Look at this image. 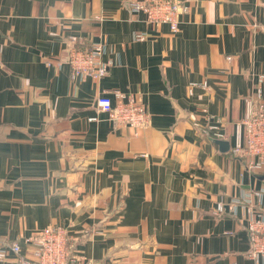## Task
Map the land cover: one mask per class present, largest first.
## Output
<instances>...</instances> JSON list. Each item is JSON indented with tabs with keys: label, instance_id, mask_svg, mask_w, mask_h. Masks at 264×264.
I'll list each match as a JSON object with an SVG mask.
<instances>
[{
	"label": "crops",
	"instance_id": "0c3cea01",
	"mask_svg": "<svg viewBox=\"0 0 264 264\" xmlns=\"http://www.w3.org/2000/svg\"><path fill=\"white\" fill-rule=\"evenodd\" d=\"M130 1L0 0V249L64 227L81 264H255L264 164L233 150L264 98V0H180L177 33ZM72 38L103 46L100 80L71 78ZM115 91L148 126L97 110Z\"/></svg>",
	"mask_w": 264,
	"mask_h": 264
},
{
	"label": "built area",
	"instance_id": "2783aa9c",
	"mask_svg": "<svg viewBox=\"0 0 264 264\" xmlns=\"http://www.w3.org/2000/svg\"><path fill=\"white\" fill-rule=\"evenodd\" d=\"M134 12L143 13L150 25H168L172 33L180 30V16L188 13L189 7L180 0H134L128 2ZM139 40L145 39L138 35ZM77 38L69 40L65 49L66 62L73 80L87 77L100 80L107 72V64L102 61L104 48L101 44L81 46ZM228 59H230L228 57ZM264 82V77L260 78ZM97 110L108 116L117 125L144 128L150 123V114L144 102L133 94L120 91L103 94L97 100ZM219 137H221L219 135ZM234 153L251 158L249 168L256 169L264 164V98L258 90L255 98L248 100L244 118L237 126ZM223 207H218L222 212ZM250 249L248 257L255 264H264V213L257 214L247 226ZM30 248L23 252L20 243L15 242L7 249H0V260L8 251L15 253L21 264H81L76 255V240L70 230L64 227H48L24 239Z\"/></svg>",
	"mask_w": 264,
	"mask_h": 264
},
{
	"label": "water",
	"instance_id": "95a60500",
	"mask_svg": "<svg viewBox=\"0 0 264 264\" xmlns=\"http://www.w3.org/2000/svg\"><path fill=\"white\" fill-rule=\"evenodd\" d=\"M216 143H218L219 145H224L225 143L220 141V140H215Z\"/></svg>",
	"mask_w": 264,
	"mask_h": 264
}]
</instances>
